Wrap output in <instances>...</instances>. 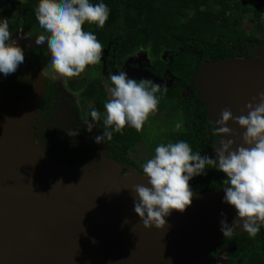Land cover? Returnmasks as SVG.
Masks as SVG:
<instances>
[{
    "label": "water",
    "instance_id": "obj_1",
    "mask_svg": "<svg viewBox=\"0 0 264 264\" xmlns=\"http://www.w3.org/2000/svg\"><path fill=\"white\" fill-rule=\"evenodd\" d=\"M17 71L28 76L32 91L13 103L0 101V264H191L218 247L221 220L231 226L238 219L224 202L223 188L192 190L185 212L165 217L163 229L145 228L132 192L134 185L147 184L144 174L111 158L84 167L62 163L34 133L44 75L27 60ZM126 74L166 85L141 67ZM192 80L216 131L223 109L236 117L247 114L248 103L259 102L264 49L203 60ZM227 126L235 135H218L214 159L221 139L235 140L234 147L243 144L245 129L233 121Z\"/></svg>",
    "mask_w": 264,
    "mask_h": 264
},
{
    "label": "clouds",
    "instance_id": "obj_2",
    "mask_svg": "<svg viewBox=\"0 0 264 264\" xmlns=\"http://www.w3.org/2000/svg\"><path fill=\"white\" fill-rule=\"evenodd\" d=\"M261 2L253 1L258 7ZM109 14L106 4L94 5L90 0H39L36 19L45 34L36 37L35 44L47 43L55 76L63 80L78 78L90 66L101 62L103 45L83 26L94 24L102 29ZM10 40L9 23L3 19L0 21V73L4 76L15 73L25 60L24 50L17 43H9ZM110 79L113 87L111 98L104 103L105 131L95 138L97 143H102L105 137L111 140L113 132L123 134L126 127L142 133L159 108L157 94L161 92V85L146 79L137 81L124 72L112 75ZM163 92H167L166 85ZM256 99L253 97L254 101ZM246 109V115L236 117L228 108L221 111V118L215 121L218 135H235L227 126L229 121L245 131L243 144L239 146L234 147L236 142L233 139H221L220 147L215 150V159L202 156L200 152L194 153L185 141L161 143L155 148V155L142 165L147 184L132 188L135 193L134 211L145 228L155 226L163 229L167 223L165 217L173 211L185 212L193 200L190 180L205 174L210 165L225 175L226 179L222 182L225 185L224 202L236 210L238 217L231 226L226 218L221 220L223 236L231 238L238 228L253 239L257 236L260 225L264 224V91L259 93V102L248 103ZM91 118L89 132L95 124L93 122L101 120V113L93 109ZM181 127L182 124L177 122L176 130ZM69 135L75 136L78 132L72 131Z\"/></svg>",
    "mask_w": 264,
    "mask_h": 264
},
{
    "label": "trees",
    "instance_id": "obj_3",
    "mask_svg": "<svg viewBox=\"0 0 264 264\" xmlns=\"http://www.w3.org/2000/svg\"><path fill=\"white\" fill-rule=\"evenodd\" d=\"M253 1L261 2V0H90L94 5L104 3L110 9L109 18L102 29L94 24L86 23L83 26L85 31L96 35L103 45V50H107L108 63L117 67L131 54L141 51L145 53L154 74L166 79L173 77L174 82L167 87V92H163L162 88L157 94L159 106L167 109L161 123L168 122L167 119L172 123L179 120L182 127L176 130L175 126L166 124L168 126L160 135L153 137L152 141L149 140L152 142L151 149L155 150L161 143L185 141L189 143L194 153L200 152L202 156H208L217 135L208 134L210 126L207 122V111L202 105L203 101L195 96L193 109L182 100L180 93L186 85L195 88L189 79L199 71L203 60L248 55L246 50L240 52L244 47L243 39L245 37L253 39L255 33L264 41V22L260 18L258 5ZM38 3L39 0H0V21L6 19L8 8L14 10L18 14L15 22L8 21L10 32L22 30L29 37L36 39L39 35L45 34L36 19ZM244 16L251 23V36L240 33ZM42 45L34 49L35 55L39 56L47 51L46 48L40 47ZM100 65L101 62L91 66L94 78L92 84L97 81L98 75L94 72L99 71ZM0 77L5 81L8 79L4 75ZM29 89L30 83L25 87V92ZM25 92L22 91L21 95ZM96 92V102L102 108L98 111L103 110L105 116L103 108L108 99L104 97L105 94L100 88ZM177 105L181 106L180 115L175 111ZM101 125L104 132L103 120ZM147 138L149 139L148 132L144 126L142 133L132 127H126L123 134L113 132L112 139L108 140L105 137V140L114 148L125 146L133 150L136 144ZM224 179L226 177L223 173L209 165L205 174L190 180V186L193 191L223 188ZM221 247L224 248L229 264H264V224L260 225V231L254 239L246 232L234 233L231 238L222 235L220 244L210 255L215 256V252ZM213 263L212 260L208 264Z\"/></svg>",
    "mask_w": 264,
    "mask_h": 264
},
{
    "label": "flooded vegetation",
    "instance_id": "obj_4",
    "mask_svg": "<svg viewBox=\"0 0 264 264\" xmlns=\"http://www.w3.org/2000/svg\"><path fill=\"white\" fill-rule=\"evenodd\" d=\"M20 31L21 33L27 35V33L23 32L22 30ZM44 45L40 47H42L43 49H47V43H45ZM35 48H39V46L29 47V45H27L26 47L22 48L24 50L25 60L29 61L39 70H41L44 75L43 69L46 62L50 60V53L47 49L46 52H43L41 55L37 56L33 52ZM132 55L133 54L127 57L122 65L116 67L107 62L105 54L104 61L101 60L99 71H93L95 75H98V77H96L97 81L94 84H92L94 78H92L91 66L89 67L87 74L84 73L78 78H72L69 80L62 79L61 82L64 86L63 88L67 91L66 95L63 94L64 98L56 90L58 86L54 85L56 84L55 81L50 77L44 75L46 88L43 98L38 106V115L36 116L34 124V133L40 140V142L43 143L49 151L54 153L55 156L66 166L84 167L87 165H92L93 161L101 157L111 158L119 163H122L126 167L130 166L143 173L142 167L139 168L136 162L128 157V153L132 151V149H129L125 146L114 148L107 144L105 139L102 141V143H97L95 141V138L97 136L103 135V128L101 125V122L104 118L103 110L100 112L101 120L98 122H93L95 124L93 125L91 132L88 131V123H92L91 111L93 109L97 111L102 109L96 102V91L100 88L105 94L104 97L110 99L107 96L105 85L108 86L109 89L113 87L110 79L112 75H118L121 72L126 73L127 69L131 67H141L152 72L149 63H127L128 59ZM242 56L251 55H249L248 53V55ZM103 65L104 71H106L104 76L102 74ZM0 75L3 74L0 73ZM154 75L163 80L166 83L167 87H170L174 82L173 77L166 79L159 77L156 74ZM6 77L8 78L7 81L0 77V101L13 103L26 97L32 91V82L25 73L16 71L15 73L10 74ZM19 77H21V80H19ZM192 79L193 78H190L189 82L195 85L194 81L191 82ZM28 83H30V89L29 91L25 92V87L28 86ZM59 83L57 82V85H59ZM9 89H13L15 91L11 96L7 95V91ZM22 91L25 92L23 95H21ZM180 95L182 97V100L184 102H187L192 108L195 96L199 97L197 95L196 85L195 88L191 87L190 85L184 86L181 90ZM177 104H179L178 101ZM202 105L204 108V102ZM176 107L177 109H175V111H177L176 113L180 115L181 111H179V108L181 106L177 105ZM166 111V108L159 106L157 114H160L163 119L165 117L164 114L166 113ZM166 121H169V119H167ZM176 122L180 121L178 120ZM207 122L210 126V133L216 134L217 140L218 134L214 130L215 124L208 120V114ZM72 131L78 132V135L70 136L69 132ZM214 143L212 144V146H214ZM94 166L97 167V165Z\"/></svg>",
    "mask_w": 264,
    "mask_h": 264
},
{
    "label": "rangeland",
    "instance_id": "obj_5",
    "mask_svg": "<svg viewBox=\"0 0 264 264\" xmlns=\"http://www.w3.org/2000/svg\"><path fill=\"white\" fill-rule=\"evenodd\" d=\"M17 14L18 13L16 11L10 10L8 8L7 12L5 14V18L10 23H13V22H15V18H17ZM241 26L242 27H241L240 33H243V34L246 33L249 36L252 35V26H251V23L246 18V16H244ZM253 35H254V33H253ZM9 43H17V45L20 46L21 48L26 47L27 45H29V47H31V46L32 47L39 46V45L35 44V39H33L32 37H29L28 35H25V34L21 33L20 30H18L15 33H12V40H10ZM243 43H244V45H243L244 47L242 49H240V52H242L243 50H246L249 53V55H254L257 50L264 49V41L259 39V34L258 33H255V37L253 39L245 37L243 39ZM106 51H107L106 49L103 50L102 61H104ZM240 56H242V55H240ZM49 61L46 62L45 67L43 69L44 75L50 77L52 80L55 81L56 84H54V85L58 86L56 90L64 98L63 94L66 95L67 91L64 90V88H63L64 86H63V84L61 82L62 79L54 75L53 70L51 68V64H50ZM143 62H145V64L148 63L147 57L145 56L144 52L138 51V52H135L128 59L127 63H143ZM88 69H87V71H88ZM102 70H103L102 74L104 76V74L106 73V71H104V65H103ZM87 71L85 72V74H87ZM21 77H19V80H21ZM193 81L194 80H191V82H193ZM57 82L58 83L61 82V83H59V85H57ZM105 89L107 91V96L109 98H111V91H110L111 89H109V87L106 86V85H105ZM14 92L15 91L13 89H9L7 91V95L11 96L12 94H14ZM197 95H198V93H197ZM155 116L150 117L149 122L145 126L146 129H147V132H148L149 139L147 138V139H144L143 141L139 142L138 144H136L134 146L133 150L128 153V157L133 159L136 162V164L138 165L139 168H141L142 165L144 163H146V161L148 159L152 158L155 155V150L150 148V145H152V142H150V141H152V138L155 137L156 135H160L161 132L163 130H165L168 125L169 126H175L176 123H177L176 121L173 122V123H172V121H168L166 123H161L160 119H162V117L160 116V114L156 113ZM157 119H159V120H157ZM166 124H168V125H166ZM208 134L209 135L211 134L210 131H208ZM213 148H214V146H212V149L208 153V156L210 158H212V159H214V157L212 156ZM215 254H216L215 256H212L210 254L207 255V256H204V257H202V258H200L198 260H195L191 264H208L212 260L214 261L213 264H229V260L225 256L223 247L218 248V251H216Z\"/></svg>",
    "mask_w": 264,
    "mask_h": 264
},
{
    "label": "built area",
    "instance_id": "obj_6",
    "mask_svg": "<svg viewBox=\"0 0 264 264\" xmlns=\"http://www.w3.org/2000/svg\"><path fill=\"white\" fill-rule=\"evenodd\" d=\"M259 8H260V18L264 22V0H262Z\"/></svg>",
    "mask_w": 264,
    "mask_h": 264
}]
</instances>
